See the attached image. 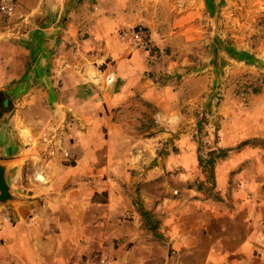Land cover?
Returning a JSON list of instances; mask_svg holds the SVG:
<instances>
[{
    "label": "crops",
    "instance_id": "obj_1",
    "mask_svg": "<svg viewBox=\"0 0 264 264\" xmlns=\"http://www.w3.org/2000/svg\"><path fill=\"white\" fill-rule=\"evenodd\" d=\"M76 3L30 0L14 38L4 40L0 92L17 84L24 93L0 119V162L14 161L5 175L12 199L0 203V264H67L94 252L115 264H264L260 149L245 144L219 158L207 197L166 176L198 171L194 142L180 139L175 153H138L125 135L115 165L108 144L93 148L89 134H77V123L93 118L80 112L87 103L100 96L111 106L120 94L97 85L91 93L71 61ZM40 13L48 17L23 29ZM246 139L235 134L219 146ZM111 171L120 174L116 193Z\"/></svg>",
    "mask_w": 264,
    "mask_h": 264
},
{
    "label": "rangeland",
    "instance_id": "obj_2",
    "mask_svg": "<svg viewBox=\"0 0 264 264\" xmlns=\"http://www.w3.org/2000/svg\"><path fill=\"white\" fill-rule=\"evenodd\" d=\"M28 1L14 0L9 16L0 12V56L7 51L4 40L14 38L11 32L17 31ZM76 1L80 10L71 20V61L85 74L91 93L98 92L95 79L101 78L120 94L111 106L95 96V104L80 110L93 115L90 122L76 125L77 134L91 136L93 148L100 149L102 141L108 144L117 165L128 142L125 135L138 153L146 147L175 153L185 138L195 143L202 163L195 173L166 176L173 184L197 187L207 197L216 184L213 168L204 165L207 152L222 149L226 154L248 144L260 149L264 162V0ZM39 16L45 20L48 13L32 15L23 29L40 22ZM133 30L144 34L147 49L130 41ZM7 88L0 92V119L23 99L20 85ZM100 89L106 91L103 85ZM235 134L247 139L219 146ZM119 180L117 171L109 172L115 193L113 184ZM93 255L115 264L108 254Z\"/></svg>",
    "mask_w": 264,
    "mask_h": 264
},
{
    "label": "built area",
    "instance_id": "obj_3",
    "mask_svg": "<svg viewBox=\"0 0 264 264\" xmlns=\"http://www.w3.org/2000/svg\"><path fill=\"white\" fill-rule=\"evenodd\" d=\"M14 11V0H0V12L9 16ZM130 41L139 48L147 49L148 42L144 34L139 30L131 31ZM67 264H112L103 255H91L81 259H71Z\"/></svg>",
    "mask_w": 264,
    "mask_h": 264
},
{
    "label": "water",
    "instance_id": "obj_4",
    "mask_svg": "<svg viewBox=\"0 0 264 264\" xmlns=\"http://www.w3.org/2000/svg\"><path fill=\"white\" fill-rule=\"evenodd\" d=\"M96 85L100 87L102 86V82L100 83L97 81ZM105 90L106 92H111V88L108 85H106ZM6 102L7 100L5 99L3 101V105H5ZM13 164H14V161L0 162V203H6L12 199L9 186L6 182L5 175H6L7 170Z\"/></svg>",
    "mask_w": 264,
    "mask_h": 264
},
{
    "label": "trees",
    "instance_id": "obj_5",
    "mask_svg": "<svg viewBox=\"0 0 264 264\" xmlns=\"http://www.w3.org/2000/svg\"><path fill=\"white\" fill-rule=\"evenodd\" d=\"M225 156V151L222 150V149H217L216 151L215 150H211L209 152H207V159L204 160V165L206 167H208L209 169L210 168H213V165L215 163V161L218 159V158H222ZM199 163L201 164L202 163V160L199 156Z\"/></svg>",
    "mask_w": 264,
    "mask_h": 264
},
{
    "label": "bare ground",
    "instance_id": "obj_6",
    "mask_svg": "<svg viewBox=\"0 0 264 264\" xmlns=\"http://www.w3.org/2000/svg\"><path fill=\"white\" fill-rule=\"evenodd\" d=\"M95 80L98 81V82H100V83L102 82L103 87H106V83H107V82H105L104 80H103L104 82L101 81V80H102L101 78H100V79H95ZM37 177H38L39 179L43 180L42 177H39V176H37Z\"/></svg>",
    "mask_w": 264,
    "mask_h": 264
}]
</instances>
